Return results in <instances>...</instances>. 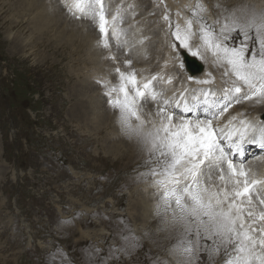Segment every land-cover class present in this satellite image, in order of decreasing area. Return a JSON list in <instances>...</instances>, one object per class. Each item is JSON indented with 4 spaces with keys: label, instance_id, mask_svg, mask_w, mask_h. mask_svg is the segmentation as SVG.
<instances>
[{
    "label": "rangeland",
    "instance_id": "374dc122",
    "mask_svg": "<svg viewBox=\"0 0 264 264\" xmlns=\"http://www.w3.org/2000/svg\"><path fill=\"white\" fill-rule=\"evenodd\" d=\"M23 1L3 0L0 3V9L8 6V13H0V264H182L183 257L174 248L184 238V232L171 222L170 211L165 212L157 199L150 172L152 162L147 151L135 140L123 136L119 131L118 112L106 103L102 107L97 101L98 109L94 115L86 110L87 116L94 118L90 121L83 119L81 107L97 95L87 77L102 64L113 67L107 57L97 60L96 64L89 58L90 47L86 43L91 40H87L86 35L93 30L90 21L79 19L75 26L80 28L86 23L87 32L72 34L77 39L75 42L65 40L62 32L52 33L62 29L63 25L65 28L67 20L54 17V13L48 17L53 20L52 25L46 24L42 31L36 28L34 32H37L31 34L29 23L22 20L26 13L27 19L29 16L22 9ZM31 1L41 10L44 1L53 9L68 14L58 0ZM197 2L108 0L111 12L117 8L121 12L128 9L129 14L123 16L129 15L130 22L128 25L124 22L122 27L128 29L133 40H145L143 45L135 43L126 51L115 47L123 55L122 58L117 55V61L122 63L123 58L133 61L132 57L137 58L134 51H138L142 55L141 63L145 64L141 66L147 70L145 78L152 75L163 77L156 82V88L164 91L163 96L168 98L180 93L179 85L190 88L187 93L196 106L193 112L203 117V113L200 115L197 111H204L206 105L203 100L194 98L200 96V92L193 94V89L222 90L229 86L228 77L222 75L224 69L215 63L211 52L203 48L199 49L197 56L188 52L205 67L203 74L191 76L183 61L182 53L186 50L178 48L173 54L168 47L170 37L165 35L162 20L165 9L172 19H175L176 12L191 16ZM199 2L207 9L204 16L209 23L246 5H264V0H224L225 4L222 0ZM9 19L19 23L18 27L13 26V35L18 36L19 31L26 28V34L32 38L28 51L22 52L17 44L7 40ZM142 23L149 31L159 26L161 34L147 37ZM97 41L94 44L99 54H108L101 50ZM206 72H210L211 77L207 78ZM170 77L172 83L168 84L166 80ZM187 77L193 80L214 78V83L197 85L189 82ZM98 87L100 102H105L106 89L100 83ZM79 89L87 90L86 97ZM91 93L94 96H90ZM216 98L221 105L226 103L220 97ZM232 104L228 113H224L223 121L221 117L214 121L216 126L224 125L230 117L238 114L244 118L264 117V102H256L254 106L247 100L241 108H237L240 103H236L237 109ZM154 110L152 104L144 108V112ZM218 110L209 108L208 114ZM263 156L258 154L252 158ZM143 195H156L157 199L150 201L144 212L141 205L147 200ZM259 196L264 198L261 190ZM147 215L152 217L145 221ZM187 239L193 241L195 248L194 234ZM205 244L210 246L211 242L201 240L199 249L194 250L191 264H224V248L210 256Z\"/></svg>",
    "mask_w": 264,
    "mask_h": 264
},
{
    "label": "snow or ice",
    "instance_id": "6c2138e0",
    "mask_svg": "<svg viewBox=\"0 0 264 264\" xmlns=\"http://www.w3.org/2000/svg\"><path fill=\"white\" fill-rule=\"evenodd\" d=\"M61 2L73 19L89 20L98 30L99 47L109 60L117 59L113 46L123 49L145 43L128 38L121 9L110 12L107 0ZM193 8L191 16L176 12L175 19L165 9V35L170 37L168 47L173 54L179 48L197 56L203 48L224 69L222 75L230 83L220 90L227 103L218 111L204 118L189 116L194 107L186 88H181L179 96L164 97L156 88L163 77L139 78L131 59L122 61L126 70L114 68L115 84L107 79L97 82L106 89L105 103L118 112L121 133L149 155L157 199L165 212L170 211L171 222L184 232L174 248L183 257L182 264H191L201 240L211 242L204 245L210 256L224 248V264H264V198L259 196L264 177L254 175L245 162L249 144L260 149L253 156L264 154V122L239 119L237 123L234 116L224 126L214 125L233 102H264V5L228 11L212 23L204 16L203 3L198 0ZM187 80L197 85L214 83V78ZM166 83L171 84L172 78ZM196 91L200 96L195 98L203 99L206 113L218 106L216 91L193 89V94ZM147 104L155 110L144 112ZM193 234L195 248L187 239Z\"/></svg>",
    "mask_w": 264,
    "mask_h": 264
},
{
    "label": "bare ground",
    "instance_id": "6f19581e",
    "mask_svg": "<svg viewBox=\"0 0 264 264\" xmlns=\"http://www.w3.org/2000/svg\"><path fill=\"white\" fill-rule=\"evenodd\" d=\"M3 1V0H2ZM1 1V2H2ZM34 1V0H33ZM37 1V0H36ZM61 4H62V2H61V0H58ZM140 1V0H139ZM223 2H224V0H222ZM241 1V0H240ZM0 2V3H1ZM20 2V1H19ZM123 2V1H122ZM236 2H239V0H236ZM252 2V1H251ZM13 3V2H12ZM18 3V2H17ZM41 3V2H40ZM57 3V2H56ZM6 4V3H5ZM22 9L24 10V11H27L28 13H29V16H28V19L26 18V15H27V13L25 14V17H22L23 19L22 20H26V22H28L29 23V30L31 31V34H35L36 32H34L35 30H36V28L38 29V30H43V29H45L46 28V24L47 25H52V19H48V17H52L53 16V13H54V17H57V18H62V17H65V19H67L66 20V27L64 28V25H63V28L62 29H58V30H56V32H52V33H54V34H61L60 32H62L63 33V36H65L66 37V39L65 40H70V41H72V42H75L77 39H75V37H73L72 36V34H84V32L86 31V28H85V25H86V23H84L85 25L84 26H80V28L79 27H77V26H75L76 24H79L78 22H80V21H78V20H76V19H73L69 14H66L65 15V13H64V11L62 12H60V11H58V10H56V9H53L51 6H48L47 4H46V2H42V4H41V7H43V9L41 10L40 9V6H35L33 3H32V1L31 0H25V1H23L22 2ZM52 4H53V2H52ZM136 4V3H135ZM139 4V3H138ZM224 4H225V2H224ZM231 4V3H230ZM13 5V4H12ZM11 5V6H12ZM20 5V4H19ZM60 5V4H59ZM16 6H18V5H16ZM136 6V5H135ZM8 7V6H7ZM6 7V5L5 6H3L1 9H0V13L1 14H3V13H8V11H6V10H8V8ZM57 7V6H56ZM127 7V6H126ZM137 7V6H136ZM14 9V8H13ZM39 9L41 10V11H39ZM12 10V9H11ZM17 10H19V9H17ZM21 11V10H20ZM140 11V10H139ZM15 12V11H14ZM10 13V12H9ZM19 13V12H18ZM24 13V12H23ZM140 13V12H139ZM17 14V13H16ZM129 14V13H128ZM124 15V14H123ZM126 16V18H128V16L129 15H125ZM5 17V16H4ZM7 17V16H6ZM130 17H132V16H130ZM2 18H3V16H2ZM15 18V17H14ZM58 19V20H59ZM20 21V20H19ZM9 26L8 27H10L9 28V30H10V32L7 34V36H8V38H7V40H10V41H12V43H14V44H17L18 46H19V48H20V50L22 51V52H26V51H28V47L30 46V45H32L31 44V42H32V38H29V36L30 35H28V34H26V28H24L23 30H21V31H19L20 33H19V35L18 36H15V35H13V33H12V31L11 30H13V26H19V23H18V20H15V19H13L12 20V22H11V20L9 19ZM27 23V24H28ZM65 23V22H64ZM87 23H89L88 21H87ZM5 24V23H4ZM11 24H13V25H11ZM6 25V24H5ZM12 26V27H11ZM17 26V27H18ZM23 26V25H22ZM21 26V27H22ZM61 27V26H60ZM88 28V27H87ZM126 29V28H125ZM134 29V28H133ZM15 30V29H14ZM130 30V29H129ZM69 31H71V32H69ZM5 32V31H4ZM13 32H15V31H13ZM18 32V31H17ZM87 32V31H86ZM91 32V33H90ZM93 32V33H92ZM26 34V37L24 38V36L23 35H25ZM86 35V34H85ZM57 37V36H56ZM79 37V36H78ZM86 37H88V39L87 40H91V42L89 41L88 43H86V44H88L89 45V47H90V51H89V53H88V56H89V58L94 62V64H96L97 63V60H99V59H101V60H105V57L106 56H104L105 54L104 53H100L101 54V56H99L100 54H99V52H98V47H96V45L94 44V43H96V41H97V39H98V37H99V35H97V32H95L94 31V29L92 30V31H88L87 32V35H86ZM85 37V38H86ZM28 38V39H27ZM52 38V37H51ZM137 39V38H136ZM135 39V40H136ZM48 40H49V38H48ZM87 40H85V39H82V42H87ZM99 41V40H98ZM97 41V42H98ZM97 44V43H96ZM97 50H96V49ZM84 49H86V47L84 48ZM100 49V48H99ZM128 48H124V50L126 51ZM130 49V48H129ZM31 50V49H30ZM131 50V49H130ZM142 50V49H141ZM88 52V51H87ZM127 52H129V51H127ZM152 52V51H151ZM121 53H123V50H122V52ZM130 53V52H129ZM156 53H158V52H156ZM24 54V53H23ZM124 54V53H123ZM123 56V55H122ZM137 56V55H136ZM93 57V58H92ZM126 57V56H125ZM120 58V57H119ZM34 59V58H33ZM91 61V62H92ZM100 61V60H99ZM98 61V62H99ZM172 61H173V59H172ZM142 62V61H141ZM170 62V61H169ZM177 63V62H176ZM144 64V63H143ZM142 64V65H143ZM147 64V63H146ZM145 65V64H144ZM175 65V64H174ZM96 66V65H95ZM107 67L110 69V68H113V67H111L110 65H108L107 64ZM154 67V66H153ZM98 69V68H97ZM171 71V70H170ZM173 72V71H172ZM179 72V71H178ZM177 72H175V74H176ZM171 74V73H170ZM173 74V73H172ZM208 77L207 78H209V77H211L210 76V72H206L205 73ZM204 74V75H205ZM174 75V74H173ZM177 75V74H176ZM142 76V75H141ZM166 76V75H165ZM176 77V76H175ZM176 83V82H175ZM182 83V82H181ZM80 86V85H79ZM183 86H184V84H183ZM182 85H179V88H180V90H181V88H184ZM83 88V87H82ZM92 88V87H91ZM178 88V87H177ZM90 88H88V90H89ZM91 91L93 90V89H90ZM178 90V89H177ZM179 90V91H180ZM188 91L189 90H191V89H187ZM213 90L214 91H216V93H217V97H220V99L222 100V101H224V102H226L227 103V101H225L224 99H223V97H222V94H221V89L219 88H216V89H214L213 88ZM78 91H84L85 93L83 94V97H86V94H87V90H81V89H79ZM162 91V90H161ZM164 92V91H163ZM169 92V91H168ZM178 93V92H177ZM169 94H171V92L170 93H168V96H169ZM195 94V93H194ZM90 96H92L93 94L91 93V94H89ZM186 95H187V98H188V101H189V104H190V106H193V107H196L195 105H193V103H195V102H191L192 100L190 99V98H192V97H190L189 98V95H188V93H186ZM191 95V94H190ZM193 95V94H192ZM94 96V95H93ZM177 96H179V94H177ZM166 98H168V97H166ZM195 98V97H194ZM217 99V98H216ZM94 100H96V98H94V99H92V101L90 102V103H88V104H83V106L81 107V110H82V115H83V119H85V121L86 120H88V121H90V119H92V118H94V117H92L91 115H94L95 114V111H97L96 109H98V106H97V100L96 101H94ZM201 100H203V99H201ZM94 101V102H93ZM93 102V104L91 105V103ZM198 103H199V101H197ZM256 100L254 99V100H252L251 101V104L252 105H254V106H256ZM203 103H204V101H203ZM222 103L220 102V103H218V106H220ZM236 103H233L232 105L234 106ZM148 106H150V105H148ZM218 108V107H217ZM216 107L214 108V109H216V110H218ZM90 110L88 113H90L91 115H90V117H88L87 116V112H86V110ZM150 109H152V108H150ZM258 109V108H257ZM261 110V109H260ZM79 111V110H78ZM249 111H250V109H249ZM259 111V110H258ZM77 113H80V112H77ZM99 113V112H98ZM107 114V113H106ZM227 114V113H226ZM226 114H224L223 116H221V119L224 117V116H226ZM79 117H81V116H79ZM232 117H234V116H232ZM232 117H230L229 118V120L232 118ZM235 117H237V123H238V120L239 119H248V120H250V121H254V122H256V121H259V122H264V119H262L261 118V115H258V116H251V117H246V118H244V117H242V115H236ZM95 120V119H94ZM109 120V119H108ZM222 121H223V119H222ZM228 121V120H227ZM227 121H225V123H224V125L227 123ZM94 123V122H93ZM85 124V123H84ZM114 124V123H113ZM106 125V124H105ZM224 125H222L221 123L219 124V126L218 127H221V126H224ZM115 127V126H114ZM89 128V127H88ZM92 129H97L96 127H94V126H92ZM113 131V130H112ZM120 131V130H119ZM92 132V131H91ZM96 134V133H95ZM114 134V133H113ZM116 135H117V133H115ZM119 135V134H118ZM124 136V135H123ZM120 138V137H119ZM110 139V138H109ZM122 139H120V141H121ZM112 141V140H111ZM116 142V141H115ZM117 142H119V141H117ZM114 143V142H113ZM122 143V142H121ZM114 145V144H113ZM117 145V144H116ZM122 145V144H121ZM128 146V145H127ZM247 146H251V147H253V149L251 150H248V152H247V156L245 157V162L247 161V160H249L250 158L252 159V160H250L249 161V163H247L246 164V167L254 174V175H256L257 177H264V156H263V158H259V159H253L252 157H253V155H251L250 153L251 152H253V153H260V149H255L256 147L255 146H253V145H247ZM122 147V146H121ZM126 147V146H125ZM123 148V147H122ZM261 192H263L264 193V187H261ZM155 193V192H154ZM140 195V194H139ZM155 197H156V195H154L153 197H150V195H143V199L144 200H147V201H145L142 205H141V209H142V211L144 212V211H147L148 210V206H149V204H150V201H157V199H155ZM254 199V198H253ZM141 201V200H140ZM143 201V200H142ZM258 203V202H257ZM149 212H151V210L149 211ZM150 217H152V215H147L145 218H147V219H145V221H147Z\"/></svg>",
    "mask_w": 264,
    "mask_h": 264
},
{
    "label": "water",
    "instance_id": "95a60500",
    "mask_svg": "<svg viewBox=\"0 0 264 264\" xmlns=\"http://www.w3.org/2000/svg\"><path fill=\"white\" fill-rule=\"evenodd\" d=\"M187 62L188 69L192 72H200L203 70V66L199 64L195 59L189 57L187 54L184 55Z\"/></svg>",
    "mask_w": 264,
    "mask_h": 264
}]
</instances>
